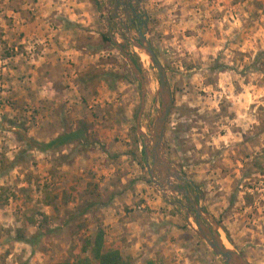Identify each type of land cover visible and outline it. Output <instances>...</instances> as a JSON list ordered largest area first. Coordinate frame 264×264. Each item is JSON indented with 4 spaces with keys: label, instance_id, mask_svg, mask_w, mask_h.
I'll return each instance as SVG.
<instances>
[{
    "label": "rangeland",
    "instance_id": "1",
    "mask_svg": "<svg viewBox=\"0 0 264 264\" xmlns=\"http://www.w3.org/2000/svg\"><path fill=\"white\" fill-rule=\"evenodd\" d=\"M139 3L174 94L167 156L224 240L250 264H264V0ZM113 7L110 0H0V264L72 262L88 255L82 242L99 228L133 264H225L189 225L186 196L167 191L165 198L151 178L137 131L141 85L117 43L141 64L148 134L158 71ZM82 122L86 141L37 148ZM50 197L56 207L45 203ZM66 199L73 211L90 199L96 207L67 224ZM19 229L30 237L52 232L30 245Z\"/></svg>",
    "mask_w": 264,
    "mask_h": 264
},
{
    "label": "water",
    "instance_id": "2",
    "mask_svg": "<svg viewBox=\"0 0 264 264\" xmlns=\"http://www.w3.org/2000/svg\"><path fill=\"white\" fill-rule=\"evenodd\" d=\"M133 12L137 18L142 19L138 10H133ZM128 38L136 48L149 57L151 64L158 71L159 85L156 93L157 114L150 124V134H148L142 130L141 125L147 94L144 74L131 54L125 50L122 44L117 43L114 38L133 74L141 85L142 100L137 120V131L138 134L144 138V150L147 158L152 159V165L149 166L152 180L163 192L165 198L168 197L167 191H171L173 194L179 193L186 196L185 202L181 205L188 214L189 225L198 236L205 241L212 251L224 260L225 264H250L244 254L225 242L216 220L210 213L204 210V207L191 196L186 188L190 179L186 177L167 156L165 145L166 129L174 105V94L169 76L162 61L154 50L147 32L140 29L139 39H136L132 36L130 30H128ZM159 102L160 105H158ZM172 203L176 204L174 202ZM191 211H193V213H191Z\"/></svg>",
    "mask_w": 264,
    "mask_h": 264
},
{
    "label": "trees",
    "instance_id": "3",
    "mask_svg": "<svg viewBox=\"0 0 264 264\" xmlns=\"http://www.w3.org/2000/svg\"><path fill=\"white\" fill-rule=\"evenodd\" d=\"M103 38L106 42L111 41V38L108 34H104ZM264 54V52L262 53ZM135 59V58H134ZM139 67L142 69L141 64L137 62ZM169 122V119H168ZM87 135H88V128H87V123L82 122V124L71 131H66L63 134L59 135L55 139L49 141V142H41L38 144L37 148L41 151H48L52 149H58L60 147L72 144L76 141L78 142H83L87 140ZM137 139V138H135ZM137 143V148H138V141L135 140ZM31 141L28 140V146L31 147ZM143 156L145 157V150H142ZM257 166L260 168L261 167V162L256 161ZM86 194L88 193L87 190L84 191ZM84 193H82L83 195ZM79 191L76 192V197L79 196ZM71 196V195H70ZM69 196V198H70ZM72 195L71 199H75ZM69 199L65 200L64 208H66L65 212L71 215L70 218H67V224L70 222L75 221L78 219L80 216H85L86 214L89 213L90 210L93 209V207H96V202L92 201L91 199L88 201L86 205L84 204H78L76 206L75 210H70L68 207L69 205ZM45 203L47 205H54V199L46 198ZM1 207V206H0ZM56 207V206H55ZM43 217L48 219V215L46 214H41ZM27 223L28 224H35L36 218L34 215H30V217L27 218ZM80 227H85V223L79 224ZM51 230H46L43 233H36L33 236H28L22 229H19V239L22 240L25 243H28L30 245H37V243L40 241L41 237L43 235H47L48 233H51ZM82 252L88 253L87 256L84 257H79L75 259L74 261L66 262L63 264H133L132 257L128 254H124L122 252L121 246L117 245H112V246H107L106 243V234L103 228H99L94 235L87 236L84 238L82 242V247H81ZM148 264H157L155 260L151 259L148 260Z\"/></svg>",
    "mask_w": 264,
    "mask_h": 264
},
{
    "label": "flooded vegetation",
    "instance_id": "4",
    "mask_svg": "<svg viewBox=\"0 0 264 264\" xmlns=\"http://www.w3.org/2000/svg\"><path fill=\"white\" fill-rule=\"evenodd\" d=\"M140 0H110L111 3L114 4V11L112 13L113 17L119 16V10H122V14L125 17V21L127 22L126 28L131 30L134 34H136L137 38L139 39V30L142 29L145 25V21L142 19H139L135 16L133 10H138L140 13V9L138 6H140L139 3ZM144 31V30H143ZM188 185V184H187ZM186 188L190 191L188 186ZM191 192V191H190Z\"/></svg>",
    "mask_w": 264,
    "mask_h": 264
},
{
    "label": "crops",
    "instance_id": "5",
    "mask_svg": "<svg viewBox=\"0 0 264 264\" xmlns=\"http://www.w3.org/2000/svg\"><path fill=\"white\" fill-rule=\"evenodd\" d=\"M110 222H111V226H110V228H116V225H117V222H116V220L113 218V219H111L110 220ZM106 231H108V229H106ZM112 231V230H111ZM110 231V232H111ZM111 233H113V232H111ZM116 238V237H115ZM117 244H118V241L116 242ZM122 248H124V247H122Z\"/></svg>",
    "mask_w": 264,
    "mask_h": 264
},
{
    "label": "bare ground",
    "instance_id": "6",
    "mask_svg": "<svg viewBox=\"0 0 264 264\" xmlns=\"http://www.w3.org/2000/svg\"><path fill=\"white\" fill-rule=\"evenodd\" d=\"M143 56V58L145 57V54L144 55H142ZM146 57H148L147 55H146ZM226 242V241H225ZM227 243V242H226ZM228 245H229V243H227Z\"/></svg>",
    "mask_w": 264,
    "mask_h": 264
}]
</instances>
